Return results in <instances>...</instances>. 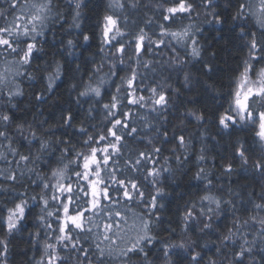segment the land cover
Returning <instances> with one entry per match:
<instances>
[{
    "label": "trees",
    "instance_id": "1",
    "mask_svg": "<svg viewBox=\"0 0 264 264\" xmlns=\"http://www.w3.org/2000/svg\"><path fill=\"white\" fill-rule=\"evenodd\" d=\"M32 2H40V0H29V3ZM76 2L77 0H53V12L45 21L43 35L37 36V48L40 50H34L29 65L17 64L16 61L20 59L17 54L4 53L0 49V74L8 76L7 87L0 85L2 90L0 91V112L7 111L13 118L9 129L13 146L24 154H28L31 147L33 155L39 147L36 142L30 146L27 141L18 138L15 127L19 123H24L26 128L28 124H31L38 135L44 133V138L51 141L49 150L42 153L41 159L35 164L25 165L21 162V166L15 169L19 176L18 182L13 184L0 178V217L7 215L5 206L14 207V204L21 199H25L28 204L25 218L10 235L6 231V226L0 222V239L5 240L8 245L6 264H36L42 257L47 264L43 247L46 239L49 243L57 245V256L64 258L58 259L56 264H88L81 255L64 248L62 243L56 240L59 235L56 229L60 223L57 221V216L63 217V210L61 199H51L53 194L61 197V193L51 187L57 184V180L52 177V171L67 165L65 178L61 183L71 184L72 193H65V195H72L74 199L82 195L77 186V177L74 175L75 171H82V160L78 164H70L69 160H76V152H88L89 146L83 143L87 136L80 133L81 127L97 140L100 135L108 136L107 140L100 141L99 144L92 142L91 147L103 149L110 143H116L114 137L108 135V129L112 127L114 118L108 117L107 110L103 107L104 104L111 102L113 95H117L121 100L118 111L114 110L117 111L116 118L123 119L122 113L130 111L131 115L127 122L130 128L137 129L136 133L129 136L126 134L127 129L121 130L117 126L115 131L122 136V140L117 143L120 152L111 157L107 167L102 165L101 168L100 178L111 185L110 194L120 200L118 204H112L110 201L105 203L110 205L113 214L119 211L127 221L126 223L123 220L120 221L119 236L114 239L119 247H124L135 238L141 228V217L148 218L144 215L147 212L146 203L150 196L155 194L149 182L152 177L145 180L147 171L154 165L148 161H142L141 165L137 166L139 170L135 171L128 162H134L140 152L151 153L154 146L161 148V152L156 154L158 163L155 167H168L170 171L162 173L161 183L157 185L164 189L165 194L158 198V202L163 204V208L156 212V216L160 219L156 220L155 216L152 217L151 229L152 234L157 237V243L151 249L150 256L155 264H162V253H157V249L161 246L159 241L180 242L183 235L181 217L185 206L190 201H198L199 196L206 192L205 182L193 178L198 167H204L205 171L210 173L209 178L212 180L210 194L224 200L231 199L236 203L237 208L240 209L235 213L236 215L242 218H247L249 215V212L241 207L242 201L248 202L245 207L249 209L251 201L261 202L259 193L264 187V176L253 170V163L257 159H264L263 142L255 136L253 125L243 123L225 130L219 126L217 120L218 114L229 107L231 93L244 68L243 61L248 57L246 43L239 34L238 25L241 21H233L232 16L238 10L239 3L247 2L255 5L258 0H214L217 5L216 11L223 18L221 24L208 22L212 20V17L205 14L199 0H192L197 10L191 14L190 19L187 14L183 16L178 14L173 21L167 22L162 19L164 10L166 7L173 6L174 0H139L137 7H132L129 0H123L125 3L123 9L116 7L113 0H80L78 9ZM0 9L8 10L9 0H0ZM77 12L79 17L74 21ZM17 15H20L19 10ZM105 15L117 18L118 26L125 33L122 38H117L119 43L125 46L122 55L116 52V47L102 45V23ZM8 20H12L10 14ZM4 23L3 18H0V25ZM76 23L79 27L74 26ZM161 23H164L170 31H179L191 25V34H194L197 40L200 56L191 55V39L178 42L170 36L161 37L159 27ZM142 28L154 41L163 38L165 45L158 48L153 46L151 50L145 48L139 57L138 64L134 55L133 38ZM246 31L256 32L258 41L264 43V35L261 34V29L254 17L248 18ZM84 35L89 36L87 42L83 39ZM68 40H72L74 46H68ZM168 41H171V46H167ZM113 44L119 46L117 41ZM102 46L103 51H101ZM173 48L175 51L172 50ZM173 57L184 63L176 64ZM121 59L123 63L120 62ZM57 62L62 66V72L60 78L55 81L53 90L48 92L47 77L55 71ZM145 62H149L147 67L144 66ZM206 64L211 66L212 71L205 68ZM253 64L255 71L264 67V62L253 61ZM101 65L100 71H96ZM7 69L12 71L6 72ZM131 69H135L138 73L134 86L140 91L136 95L147 97L150 95L148 88L155 87L157 84L171 85L170 88L165 89L170 97V106L167 112L162 114L166 116V119L150 111L147 106L141 108L138 105L128 104L125 91L127 85L121 77H129ZM16 70L23 75L15 76L13 79L12 73ZM185 72L190 74L188 82L184 80ZM89 84L93 88L99 86L101 92L99 97L94 93L86 96L78 95ZM118 86L121 88L120 93L116 92ZM17 89L22 94L13 96L9 102L7 93L9 90L15 93ZM41 94L44 96V101L36 100V96ZM68 110H71L74 115L72 127L64 125L61 119L62 114H66ZM190 110L198 114L203 113L205 120L198 122L194 117L188 116L187 113ZM164 131L168 133V142H163V137L160 135V132ZM174 135L185 137L188 142L187 149L177 146L176 141L172 139ZM57 140H69L70 145H58ZM238 142L244 143L248 148L249 164L246 168H242L239 159L234 157ZM2 144H7V141H2ZM66 146L69 148L74 146L75 151H69L61 160L62 149ZM173 148H176L175 153L172 151ZM201 148L204 149L203 154L206 159L198 162L197 156L200 155ZM0 152H4L10 161L18 159L9 154L3 146H0ZM111 152L112 149L109 148V153ZM177 155L181 156L182 160L184 155H187L188 159L178 163L175 159ZM165 157H168L167 163H165ZM97 158H102L101 152H97ZM228 161L232 162L234 169L231 174H225L221 167V164ZM11 167L15 168V165ZM29 168H34L35 171L30 172ZM0 169L7 171L9 166L0 160ZM113 169H116L117 179L134 180L139 184L140 190L145 194L143 201L135 198L126 200L123 198L122 191L117 192L119 186L110 179ZM90 179L97 178L92 176ZM44 183H48L50 187L43 189ZM79 184L82 187H88L83 180H80ZM103 186L100 185V187ZM133 195L135 197V194ZM33 196L36 197L35 201L32 200ZM41 196L49 200L48 207L44 211H42L44 205ZM87 199L88 197H84L76 200L75 205H70V212L76 205L88 207L85 203ZM223 207L229 209L228 205ZM57 209L60 210L57 211ZM48 211H51L53 215L48 216ZM85 215L88 216L91 213ZM41 216L44 217L43 220L40 219ZM113 218L119 219L114 215ZM92 221L93 225H100V227H93L92 233H80L78 245L89 249L90 254L96 253L95 246L103 239V224L109 222L103 214L92 216ZM232 221L233 212L229 209L216 218L212 230L201 232L199 227L192 225L187 236L196 242L194 248L203 257L201 264H208L209 258L215 260L216 264H229L233 251L238 250L240 241L237 240L235 246L230 244L228 248L221 246L219 253L216 249L220 246L222 234L232 227ZM48 224L52 225L51 229L47 227ZM258 228L259 225H255L247 229L249 240L253 238L252 233ZM171 229H175V232H171ZM36 233H39V236H36ZM73 239H76L75 233H73ZM101 247L114 246L108 241H103ZM51 251L50 249L49 253ZM176 251L178 254L172 257L175 264H189L191 250L189 253L183 250ZM255 255L259 260L264 253L256 251ZM91 260L95 264V255H91ZM106 264H118V262L108 260ZM134 264H139V261H135Z\"/></svg>",
    "mask_w": 264,
    "mask_h": 264
},
{
    "label": "snow or ice",
    "instance_id": "2",
    "mask_svg": "<svg viewBox=\"0 0 264 264\" xmlns=\"http://www.w3.org/2000/svg\"><path fill=\"white\" fill-rule=\"evenodd\" d=\"M113 3L116 7L123 9L125 3L123 0H113ZM132 7H137L139 0H129ZM199 4L203 6L205 14L212 17L209 23L221 24L223 23V18L219 12L216 11L217 5L214 0H199ZM80 7V0L76 2V8ZM27 9V11H25ZM17 10H19L20 15H17ZM197 10V6L192 2V0H174L173 6L165 8V14L163 15V21H173L177 15L183 16L184 14L188 15V18H191V14ZM53 12V0H40V2L29 3V0H9V9L4 10L0 9V18H3L5 21L4 24L0 25V49L4 53L8 54H17L20 59L16 61L17 64L29 65L33 57L34 50L39 51L37 48V36L43 35V27L45 21L48 20L49 16ZM12 16V20H8V15ZM199 14V13H197ZM59 15V13H57ZM79 17V12L76 13L75 19ZM249 17H254L256 24L259 25L261 29V34L264 35V0H258L257 4L254 6L247 2L239 3V8L236 13L232 16L233 21H241L238 25L239 34L242 40L245 41L246 47L248 49V57L243 61L244 68L240 73V76L237 78L236 87L231 93V102L229 107L223 112L219 113L217 116L218 124L222 129H230L238 124L247 123L254 126L255 136L259 138L260 142H264V110H261L260 107H253V105H264V67L260 68L258 71H255L253 61L256 63L264 62V43H261L257 39V34L254 31H246V22ZM151 23V21H148ZM39 26V28H38ZM75 27H79V24H74ZM160 27V36H170L172 39L177 40L178 42H185L188 39H191L192 51L191 55L194 57L200 56V51L197 47V40L195 39L194 34H191V25H188L182 28L179 31H170L161 23ZM198 30V29H197ZM125 35L118 26V19L114 18L112 15H105L103 17L102 23V45H109L116 47V52L121 55L125 51V46L122 43H119L117 40L118 37L122 38ZM83 39L85 42L89 40L88 35H84ZM135 41V52L134 55L137 58V63H140L139 57L141 53L148 48L154 46L156 48L161 45H165V40L163 38L159 40H152L151 37L144 31L140 29L139 33L133 38ZM114 41H117L119 46L113 44ZM147 42V43H145ZM132 43V41H129ZM24 45V47H21ZM68 46H74L72 40L67 41ZM167 46H171V41L167 42ZM103 46L101 51H103ZM175 51V48L172 49ZM131 59V57H130ZM173 60L176 64H183L184 61L179 60L173 57ZM123 63V59L120 61ZM149 62H145L144 66L147 67ZM102 65L97 67L96 71H100ZM208 71H212L210 65H205ZM11 69H7L6 72H11ZM62 72V66L57 62L55 71L50 73L47 77V91L51 92L54 88L55 81L60 78ZM255 74L256 78L252 79V74ZM13 79L15 76L23 75V73L18 70L14 71ZM115 75V73H113ZM138 73L135 69H131V74L129 77H121V80L127 85L126 98L128 104L138 105L141 108L149 107L150 111L162 115L166 113L168 107L170 106V97L165 91L166 88H170L169 84H157L155 87H150L147 91L150 93L149 96L136 95L140 91L135 87V82L137 80ZM190 74L185 72L184 80L185 82L189 81ZM31 78V74H29ZM103 82V81H101ZM8 76L0 74V85L7 87ZM75 87V85H73ZM130 90V91H129ZM2 91V90H0ZM120 86L117 87L116 92L120 93ZM89 93H94L97 97L101 95L99 86L93 88L90 84L85 87L84 91L78 93L79 96H86ZM22 93L17 89L15 93H7L9 102L11 98L15 95H21ZM255 97V99H253ZM36 100L44 101L43 94L36 96ZM121 103V100L117 95H113L111 102L109 104H104L103 107L107 110V116L113 117L112 127L108 129V135L114 137L116 143H110L108 147L103 149L99 147H91V143L95 142L99 144L100 141L108 139L106 135H100L98 140L95 139L92 135H89L87 130L83 127L79 129L80 133L87 136V139L84 140V144L89 146L88 152H76V160H69V163H76L82 160V171H75L74 175L77 177V186L82 195L76 196L75 199L72 195L63 196L61 200L63 217L57 216V221H59V226L56 231L59 232V235L56 237V240L62 243L64 248H68L75 253L81 255L84 260L88 261V264H93L91 260V255H95L96 261L95 264H106L108 260H115L118 264H134L135 261H139V264H155L152 256H150V251L155 244L157 243V237L152 234L151 225L153 223L152 217L155 216L156 220H159V216H156L158 209L163 208V204L158 202V198L164 196V189L158 187L157 185L161 183L160 177L162 173L169 172L168 167H155L158 163V156L161 152V148L153 147L151 153L149 152H140L139 157L134 162H128L132 170L138 171L137 166L141 165L142 161H148L153 164L154 167L151 170L147 171L145 180L148 177H152L149 181L154 190L155 194L151 195L148 202L146 203L147 212L144 214L148 218L144 219L141 217V228L138 231L134 239H131L124 247H119L116 244V239L114 237L119 236V230L121 229V220L126 223V218H124L119 211H116L114 214L110 208L109 204H106L105 201H110L112 204L120 203L118 198H114L109 191L111 187L110 184H106L105 181L100 178L102 165L107 167L109 165V160L115 154L120 152V148L117 147V143L122 140V136L117 134L115 129L117 126L121 130L127 129V135L131 136L137 132L135 127H129L127 122L128 117L131 115L129 112L122 113L123 119L116 118L118 111V104ZM117 110V111H114ZM188 116L194 117L198 122H203L205 120V115L203 113H196L194 111H189ZM61 119L63 124L67 127H72V122L74 120V115L71 110H68L66 114H62ZM162 119H166V116L162 115ZM13 123V118L8 114L7 111L0 112V146H3L7 149V152L11 154L14 158L18 159L8 160L7 155L4 152H0V160H3L6 165L9 166V169L5 171L0 169V178L5 181L16 183L19 181V176L17 175L16 168L21 166V162L25 165L35 164L36 161L41 159V154L49 150L51 141L44 138V133L40 135L37 134V130L33 129L31 124L25 127L24 123L16 124L15 132L18 135V138L25 140L31 146L33 142L39 144V147L36 149V154L33 155L31 147H29L28 154H24L19 151L18 148L13 146L12 139L9 136V129ZM43 123V122H41ZM159 131V130H157ZM27 132V135L25 133ZM160 135L163 137V142H168V133L167 131L160 132ZM30 137V139H29ZM172 139L176 141L179 148L187 149L188 142L185 140L183 135L173 136ZM2 141H7V144H2ZM56 143L70 145L69 140H57ZM151 143V141H149ZM109 148L112 149V152L109 153ZM69 151H75L74 146L71 148L64 147L62 149V156L60 159L64 158V155L69 153ZM173 153L176 152V148L172 149ZM97 152L102 153V158H97ZM204 149L201 148L200 155L197 156V161L201 162L206 159L203 154ZM248 148L244 143L238 142L235 147L234 157L238 158L240 161V166L246 168L249 164L248 157ZM165 163H167L168 157H165ZM178 163H183L184 160H187V155H184V159H181V156L177 155L175 157ZM15 165V168L11 167ZM221 167L225 174H231L234 169L231 161L221 164ZM67 165H64V168H56L52 171V177L57 180L56 185H52L57 192H60L62 195L64 193H72L71 184L65 185L61 181L65 178V169ZM253 170L264 176V159H257L253 163ZM28 171L34 172V168H29ZM116 169H113L110 179L118 185L117 192L122 191L123 198L126 200H133L134 198L138 201L144 200V192L140 190L139 184L134 180H124L117 179L115 175ZM23 175V173H21ZM39 175V173H37ZM96 177L97 179H90V177ZM210 173L205 171L204 167H198L197 171L194 174V179L197 181L205 182L206 192L204 195L199 196L198 201H190L187 203L183 210V215L181 217V240L179 243H165L159 241L160 248L157 249V253H162L163 261L162 264H175L172 257L177 255L176 250H183L185 253H189V264H201L203 257L201 253L196 251L194 248L195 241L190 240L187 236L188 232L192 228V225L195 224L199 227L201 232L205 230H212L213 224L223 212L231 210L233 212V221L232 227H229L225 233L222 234L220 239V246L217 247V253L220 252V247L228 248L229 245L235 246L237 240L240 241L238 245V250L233 251L231 260L229 264H264V255H261L260 259L256 258V251L264 253V187H262L261 192L259 193L260 203H256L254 200L251 201V208L245 207L248 202H241V207L245 211L249 212L247 218H242L235 213L240 209L237 208L236 203L231 199L224 200L218 198L215 195L210 194L212 180L209 178ZM83 180L87 183L88 187L80 186L79 182ZM100 185H104L100 187ZM50 185L48 183L43 184V189H48ZM90 189V192H89ZM231 192V190H229ZM135 194V197L134 195ZM251 195V194H250ZM88 197L85 200V203L88 207H80L76 205L75 209L70 212V205H75L76 200L83 199ZM51 199L60 200L61 198L55 194L52 195ZM32 200H36V197L33 196ZM43 201L44 208L42 211L46 210L48 207L49 200L41 196ZM64 201H67L66 203ZM223 205H228L229 209H225ZM28 208L27 201L21 199L18 203L14 204V207L7 208L5 210L7 215L0 217V222L6 226V231L10 235L14 230L17 229L21 220L25 218V213ZM60 209H57L59 211ZM86 213H91V215L86 216ZM101 214L107 217L109 222L103 224V239L96 244V253H91L89 249H85L80 244V233H92L93 227L99 228L100 225H93L92 216H100ZM48 216H52L51 211L47 212ZM113 215L119 219H114ZM41 220L44 219L43 216L40 217ZM88 225V226H86ZM259 225V228L252 233V239H248L247 229L250 226ZM49 229L52 228L51 224H48ZM114 229L116 231H114ZM79 230V232H76ZM171 232H175V229H171ZM73 233L76 234V239H73ZM111 233V235L109 234ZM36 236H39V233H36ZM99 239V237H98ZM103 241H108L110 245L114 247H101ZM44 252L47 256V264H56L58 259H64L59 257L56 254V244L49 243L47 239L43 243ZM207 247V245H205ZM52 250L49 253V250ZM8 252L7 242L3 239H0V264H6V257ZM79 258V257H78ZM159 258V256H157ZM36 264H45V260L42 257L41 260L37 261ZM208 264H216V261L209 258Z\"/></svg>",
    "mask_w": 264,
    "mask_h": 264
},
{
    "label": "rangeland",
    "instance_id": "3",
    "mask_svg": "<svg viewBox=\"0 0 264 264\" xmlns=\"http://www.w3.org/2000/svg\"><path fill=\"white\" fill-rule=\"evenodd\" d=\"M109 46V45H108ZM120 54V53H119ZM121 55V54H120ZM252 79H255L256 78V76H255V74L253 73L252 74V77H251ZM257 106H259L260 108H262L263 110H264V107H263V105H257ZM263 144H264V142H263ZM63 196H65V193L62 195L61 194V200L63 199ZM61 200H60V202H61ZM65 202V201H64Z\"/></svg>",
    "mask_w": 264,
    "mask_h": 264
},
{
    "label": "flooded vegetation",
    "instance_id": "4",
    "mask_svg": "<svg viewBox=\"0 0 264 264\" xmlns=\"http://www.w3.org/2000/svg\"><path fill=\"white\" fill-rule=\"evenodd\" d=\"M256 5V4H255ZM254 5V6H255ZM253 99H255V97H253ZM253 107H259V106H257V105H253ZM263 107H264V105H263ZM260 109H262V108H260Z\"/></svg>",
    "mask_w": 264,
    "mask_h": 264
}]
</instances>
